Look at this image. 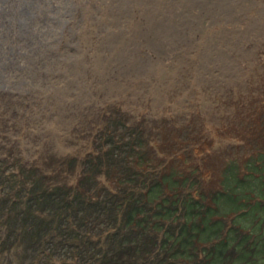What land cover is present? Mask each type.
<instances>
[{"label":"rangeland","instance_id":"1","mask_svg":"<svg viewBox=\"0 0 264 264\" xmlns=\"http://www.w3.org/2000/svg\"><path fill=\"white\" fill-rule=\"evenodd\" d=\"M37 1L29 7L33 11L27 23L31 19L32 25L45 28L52 20L46 22L48 18H63L60 8L53 9L48 0ZM253 5L245 9L247 22L256 16L264 19V0ZM86 9L74 2L70 13L86 16ZM74 33L71 27L69 34L59 36L64 52L76 47ZM226 45L238 57L234 39ZM212 56L207 53L202 59ZM245 57L253 62L256 54ZM153 65L149 62L145 68L160 78L166 74L162 63ZM199 68L203 71L206 64ZM253 72H259V67ZM251 74L248 68L245 76ZM155 89L156 117L130 111L128 103L124 109L105 105L100 119L93 117L99 124L94 136L88 126L78 129L76 125L72 131L63 128L60 134H52L56 143L48 155L37 146L23 150L19 144L15 159L8 154L2 157L0 151V225L6 227L5 233L0 232V250L16 247L18 264H51L52 259L59 264H264V99L248 96L245 109L223 97L225 108L217 111L219 117H212L204 108L199 113L161 109L164 94L160 86ZM181 93L177 102L188 95ZM80 131L91 137V144L71 153V146L82 139ZM23 155L32 158L23 160ZM78 165L74 184L62 174H72ZM83 196L90 201L77 202ZM96 197L100 200L95 203ZM236 211L235 218L229 216ZM119 224L128 228L126 235L106 234L102 238L106 248L100 251L89 245L90 235L112 232ZM74 237L79 240L76 244L70 243Z\"/></svg>","mask_w":264,"mask_h":264},{"label":"bare ground","instance_id":"2","mask_svg":"<svg viewBox=\"0 0 264 264\" xmlns=\"http://www.w3.org/2000/svg\"><path fill=\"white\" fill-rule=\"evenodd\" d=\"M67 1L70 6L64 0H48L53 9L60 8L63 18L50 17L46 20L52 19L50 24L41 28L31 19L27 23L33 11L29 7L37 0H0V151L10 159L18 157L14 154L19 145L23 150L37 146L48 155L56 143L52 134L63 128L72 131V126L86 125L94 136L99 124L93 117H100L105 105L124 109L128 103L130 111L156 117L157 85L164 94L159 108L183 112L204 108L212 117H219L217 111L225 108L223 97L245 109L248 96L264 99V19L256 16L247 22L245 13L247 6L250 9L260 0ZM74 2L88 6L86 16L70 13ZM79 23L86 26L76 27ZM71 27L77 45L64 52L59 41ZM230 38L238 57L226 45ZM32 52L41 55L36 58ZM207 53L214 56L202 59ZM254 53L253 62L246 59ZM43 59L49 62L41 64ZM149 62L162 63L166 74L160 78L146 69ZM205 64L202 71L199 66ZM44 65L49 70L39 71ZM255 66L259 72H253ZM248 68L250 77L245 76ZM184 91L189 96L177 102ZM78 136L82 139L71 146V153L91 144V137L81 131ZM155 148L159 149L157 143ZM78 173L79 165L62 176L71 180Z\"/></svg>","mask_w":264,"mask_h":264}]
</instances>
